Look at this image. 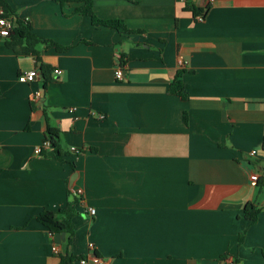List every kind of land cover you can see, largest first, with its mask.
<instances>
[{
	"label": "crops",
	"instance_id": "1",
	"mask_svg": "<svg viewBox=\"0 0 264 264\" xmlns=\"http://www.w3.org/2000/svg\"><path fill=\"white\" fill-rule=\"evenodd\" d=\"M7 1L65 49L40 44L37 62L0 40V264H59L53 247L87 264H264V0H92L124 34L81 3ZM75 200L67 250L37 216Z\"/></svg>",
	"mask_w": 264,
	"mask_h": 264
},
{
	"label": "trees",
	"instance_id": "2",
	"mask_svg": "<svg viewBox=\"0 0 264 264\" xmlns=\"http://www.w3.org/2000/svg\"><path fill=\"white\" fill-rule=\"evenodd\" d=\"M61 8H64L70 3H81L83 6L77 9V13L83 16L91 18L95 26L110 28L117 30L120 33H131L128 30L127 26L123 22L118 20H101L98 19L93 11V1L92 0H53ZM0 9L3 11V17L9 19L12 22V30L6 42V46L16 52L24 53L27 55H32L35 57L37 62H40V51L38 46L40 44H46L50 47H56L58 50H64L65 48L58 46L56 43L47 41L44 39H39L31 28V25L25 20L21 19L15 11L11 8L7 0H0ZM208 9V8H207ZM204 12L202 9H194V15H200ZM124 57V56H123ZM124 61V58H122ZM41 70L45 77L46 83L49 82V74L51 68L49 66H41ZM183 71H179L176 74V77L170 85V93L176 96L185 97V87L183 82ZM45 142H50L51 148L55 151V156L59 160H63V156L69 155L64 152L61 148V132L58 129L48 127L45 134ZM83 152L81 151L80 154ZM75 154V155H80ZM76 196V200H77ZM74 202L68 203L64 209L58 211H43L37 220L45 226L49 232L53 235H66V241L63 244L68 250L69 246L72 244L73 237L75 235V230L73 228L72 219L76 215L75 204ZM261 209L258 208L254 203H248L244 208V217L250 221V224H255L258 220ZM243 242V238H240V243ZM60 262L59 264H74L76 261L80 260V257L70 256L68 253L59 254Z\"/></svg>",
	"mask_w": 264,
	"mask_h": 264
},
{
	"label": "built area",
	"instance_id": "3",
	"mask_svg": "<svg viewBox=\"0 0 264 264\" xmlns=\"http://www.w3.org/2000/svg\"><path fill=\"white\" fill-rule=\"evenodd\" d=\"M213 2V0H208V4L210 5L211 3ZM208 5V6H209ZM196 19L197 21L199 22H202L204 20V14H200V15H197L196 16ZM12 30V22L9 20V19H6L3 17V11L0 9V40H3V39H6L9 37L10 35V32ZM57 74H60L59 71H56ZM39 77V70L37 68L33 69V70H30V71H27V72H24L21 76H20V80L24 83H32L34 82L37 78ZM116 77L117 79L119 80H123L125 78V71H124V68L123 67H118L116 68ZM39 98V94H37L35 97H34V100H37ZM101 118L103 119L104 116H101ZM45 146H50V142H45L44 143ZM71 152H73L74 154H80L81 153V150L73 147L71 149ZM35 153L38 154V155H41L42 154V149L41 148H37L35 150ZM251 155L252 156H256L257 155V151L256 150H253L251 152ZM250 181L251 183L253 184H257L258 181H259V174L256 173V172H253L251 175H250ZM82 191L79 190L78 191V195H81ZM89 213L92 215V216H95L96 215V210L94 209H91L89 211ZM90 248L93 249L94 248V245L91 244L90 245ZM53 252L57 255L60 254L59 252V249L57 247H53ZM81 264H87V260L85 259H81L80 260Z\"/></svg>",
	"mask_w": 264,
	"mask_h": 264
},
{
	"label": "water",
	"instance_id": "4",
	"mask_svg": "<svg viewBox=\"0 0 264 264\" xmlns=\"http://www.w3.org/2000/svg\"><path fill=\"white\" fill-rule=\"evenodd\" d=\"M77 176H78V174L74 173V175L71 178V182H70L71 185H73V183L76 180ZM62 240L65 241V234H62Z\"/></svg>",
	"mask_w": 264,
	"mask_h": 264
}]
</instances>
